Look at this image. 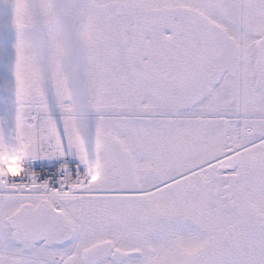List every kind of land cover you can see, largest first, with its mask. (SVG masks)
I'll use <instances>...</instances> for the list:
<instances>
[{
    "label": "snow or ice",
    "instance_id": "6c2138e0",
    "mask_svg": "<svg viewBox=\"0 0 264 264\" xmlns=\"http://www.w3.org/2000/svg\"><path fill=\"white\" fill-rule=\"evenodd\" d=\"M0 264H264V0H0Z\"/></svg>",
    "mask_w": 264,
    "mask_h": 264
}]
</instances>
